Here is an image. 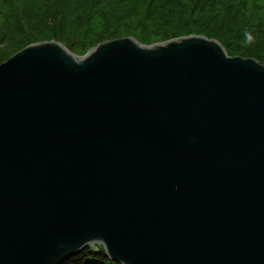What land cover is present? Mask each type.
<instances>
[{
    "label": "water",
    "instance_id": "1",
    "mask_svg": "<svg viewBox=\"0 0 264 264\" xmlns=\"http://www.w3.org/2000/svg\"><path fill=\"white\" fill-rule=\"evenodd\" d=\"M264 264V63L214 38L34 41L0 64V264Z\"/></svg>",
    "mask_w": 264,
    "mask_h": 264
},
{
    "label": "rangeland",
    "instance_id": "2",
    "mask_svg": "<svg viewBox=\"0 0 264 264\" xmlns=\"http://www.w3.org/2000/svg\"><path fill=\"white\" fill-rule=\"evenodd\" d=\"M29 7L28 0H0V64L36 41H58L89 51L129 35L156 44L191 32L264 63V0H180L155 7L152 0H57ZM45 1V0H44Z\"/></svg>",
    "mask_w": 264,
    "mask_h": 264
},
{
    "label": "trees",
    "instance_id": "3",
    "mask_svg": "<svg viewBox=\"0 0 264 264\" xmlns=\"http://www.w3.org/2000/svg\"><path fill=\"white\" fill-rule=\"evenodd\" d=\"M42 2L40 3H50V2H54L57 0H41ZM83 3H81L82 5L84 4H88L91 3L90 6L101 2V0H82ZM154 2V6L158 7L160 5H165V4H180V0H152ZM189 1V0H188ZM207 0H203V2H206ZM36 0H28L27 4L29 7L34 6L37 4ZM237 6L238 5H243L241 9H245V3L247 2V0H243L242 2H235L233 1ZM60 264H121L118 262H115L113 260H111L108 255L107 252L105 250V248L102 245H89L87 247H85L84 249H82L80 252L68 257L67 259H65L64 261H62Z\"/></svg>",
    "mask_w": 264,
    "mask_h": 264
}]
</instances>
